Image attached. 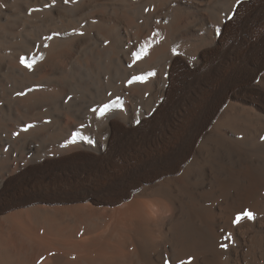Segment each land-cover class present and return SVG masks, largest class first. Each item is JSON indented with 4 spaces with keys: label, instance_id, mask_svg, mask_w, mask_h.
Listing matches in <instances>:
<instances>
[{
    "label": "bare ground",
    "instance_id": "6f19581e",
    "mask_svg": "<svg viewBox=\"0 0 264 264\" xmlns=\"http://www.w3.org/2000/svg\"><path fill=\"white\" fill-rule=\"evenodd\" d=\"M262 137L264 0H0V264H264Z\"/></svg>",
    "mask_w": 264,
    "mask_h": 264
},
{
    "label": "snow or ice",
    "instance_id": "6c2138e0",
    "mask_svg": "<svg viewBox=\"0 0 264 264\" xmlns=\"http://www.w3.org/2000/svg\"><path fill=\"white\" fill-rule=\"evenodd\" d=\"M71 2L75 3L76 0H71ZM64 3H69V0H64ZM52 4H55V0H52ZM46 7H49L51 5H45ZM33 11H39V9H33ZM79 35H83V33H79ZM51 39V37H49ZM173 54H179L177 53V50L174 48L172 49ZM148 55V46H142L139 52L133 53V63L140 61L144 57ZM21 64H24L27 68L31 69L32 64H27L25 60L22 58L20 60ZM35 63V61H33ZM156 75L155 71H149L144 75H134L132 78L128 81L129 84H132L133 82H140V83H145L149 80L150 77H154ZM24 93H18V95H23ZM111 95V94H109ZM123 106L119 102V97L116 98V100H113L111 103H104L98 110L96 108H93L92 111L94 113H97L98 118H103L105 117L110 111L114 109H120L122 110ZM137 123H139V120H137ZM28 127H33L32 125H29ZM25 131L28 129L25 128ZM79 133H76L72 137V141L75 142L76 137L79 136ZM264 139V137H262ZM248 219V220H254L255 216L252 211L248 210H242L239 214L235 216V219L232 221L233 224H239L243 219ZM222 248H226L227 245H221Z\"/></svg>",
    "mask_w": 264,
    "mask_h": 264
}]
</instances>
